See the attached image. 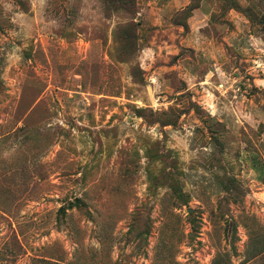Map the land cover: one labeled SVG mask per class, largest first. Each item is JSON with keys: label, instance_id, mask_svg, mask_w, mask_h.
<instances>
[{"label": "rangeland", "instance_id": "rangeland-1", "mask_svg": "<svg viewBox=\"0 0 264 264\" xmlns=\"http://www.w3.org/2000/svg\"><path fill=\"white\" fill-rule=\"evenodd\" d=\"M162 3L0 0V264H264V0Z\"/></svg>", "mask_w": 264, "mask_h": 264}, {"label": "crops", "instance_id": "crops-1", "mask_svg": "<svg viewBox=\"0 0 264 264\" xmlns=\"http://www.w3.org/2000/svg\"><path fill=\"white\" fill-rule=\"evenodd\" d=\"M178 2H182V6L179 9H177L176 11H174V12H178L179 10L180 11L184 10L189 5L188 4L189 3L188 0H163V3L161 5V7L165 8V9H168L169 7L176 8V5H177ZM162 8L160 9L161 12H162ZM157 21H158L159 25H163L165 20L162 19V17H160Z\"/></svg>", "mask_w": 264, "mask_h": 264}, {"label": "trees", "instance_id": "trees-1", "mask_svg": "<svg viewBox=\"0 0 264 264\" xmlns=\"http://www.w3.org/2000/svg\"><path fill=\"white\" fill-rule=\"evenodd\" d=\"M191 5H192V0H190V4H189L184 10L189 9V8L191 7ZM196 8H198V6H195V7H193L192 9L194 10V9H196ZM184 10H182V11H184ZM131 33H132V31L130 30V31L127 33L128 35H126V36L128 37ZM132 37H133V38H136L135 34H132Z\"/></svg>", "mask_w": 264, "mask_h": 264}]
</instances>
